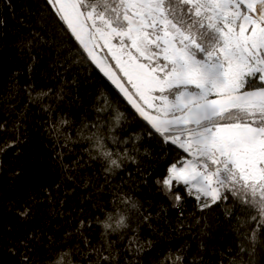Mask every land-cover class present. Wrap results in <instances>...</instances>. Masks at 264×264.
I'll return each mask as SVG.
<instances>
[{
    "label": "trees",
    "instance_id": "1",
    "mask_svg": "<svg viewBox=\"0 0 264 264\" xmlns=\"http://www.w3.org/2000/svg\"><path fill=\"white\" fill-rule=\"evenodd\" d=\"M0 125V145L17 141L0 153V264H55L63 252L65 264H95L108 245L111 264H264V230L248 239L253 209L229 196L201 210L182 187L180 202L165 193L157 180L184 154L120 98L45 0H0ZM93 133L119 169L105 171L82 138ZM109 214L128 227L106 234Z\"/></svg>",
    "mask_w": 264,
    "mask_h": 264
},
{
    "label": "snow or ice",
    "instance_id": "2",
    "mask_svg": "<svg viewBox=\"0 0 264 264\" xmlns=\"http://www.w3.org/2000/svg\"><path fill=\"white\" fill-rule=\"evenodd\" d=\"M45 3L147 125L184 153L157 180L165 193L180 202L182 187L201 210L231 196L255 212L248 237L254 245L264 230V0ZM122 117L117 112V125ZM82 138L93 141L106 172L122 166L98 133ZM16 143L0 145V153ZM30 214L27 206L19 212ZM126 220L118 214L113 224L109 214L105 233L127 228ZM109 249H94L95 264H111ZM70 255L61 253L55 264ZM23 260L28 264L29 257Z\"/></svg>",
    "mask_w": 264,
    "mask_h": 264
},
{
    "label": "water",
    "instance_id": "3",
    "mask_svg": "<svg viewBox=\"0 0 264 264\" xmlns=\"http://www.w3.org/2000/svg\"><path fill=\"white\" fill-rule=\"evenodd\" d=\"M94 64V63H93ZM94 66H95V68L97 69V71L99 72V74L105 79V81L114 89V91L120 96V98L135 112V109L134 108H132V106L128 103V101H127V98L126 97H124V95L119 91V89H117L116 87H115V85H113L112 84V82L108 79V77H106L105 75H104V73L100 70V68H98L95 64H94ZM136 113V112H135ZM137 114V113H136ZM138 115V114H137ZM139 116V115H138ZM140 117V116H139ZM142 120H143V118L142 117H140ZM144 121V120H143ZM145 122V121H144ZM146 123V122H145ZM146 125H147V123H146ZM148 126V125H147ZM148 127H150V126H148ZM176 147V146H175ZM176 148H178V147H176ZM180 150V149H179ZM181 152H182V150H180ZM183 153V152H182ZM184 154V153H183Z\"/></svg>",
    "mask_w": 264,
    "mask_h": 264
}]
</instances>
